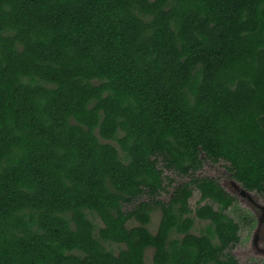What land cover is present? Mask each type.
I'll return each instance as SVG.
<instances>
[{
  "label": "trees",
  "instance_id": "trees-1",
  "mask_svg": "<svg viewBox=\"0 0 264 264\" xmlns=\"http://www.w3.org/2000/svg\"><path fill=\"white\" fill-rule=\"evenodd\" d=\"M203 159L264 197V0H0V264H239Z\"/></svg>",
  "mask_w": 264,
  "mask_h": 264
},
{
  "label": "rangeland",
  "instance_id": "rangeland-1",
  "mask_svg": "<svg viewBox=\"0 0 264 264\" xmlns=\"http://www.w3.org/2000/svg\"><path fill=\"white\" fill-rule=\"evenodd\" d=\"M226 166L227 163L222 160L212 162L209 159H203L201 167L196 171L191 172L189 175H180L175 171L163 168L161 162H159V167H161L163 171L164 190L160 191L155 198L164 203L167 202L176 186L188 181L191 176H207L215 179L228 194L235 198L234 203L229 207L226 213L228 216L234 218L239 224L240 228L238 233L240 238L237 244L230 249V252L236 257L239 264H264V197L255 191H250L244 188L231 176ZM199 196V191L194 188L188 199V204L191 209L207 202L202 201L199 203ZM148 198L147 195H142L137 201L147 200ZM133 205L134 204H125L123 209H130ZM160 216V208L156 207L151 212V220L148 224V228L153 233L157 229ZM190 216L194 221L191 231L195 234H200L208 221L198 219L194 213ZM89 217L97 227L101 225L98 217L92 214H90ZM133 224H135L133 221L128 223L129 226ZM106 246L112 248L116 253L123 245L109 243ZM152 253V248L146 249V264H152Z\"/></svg>",
  "mask_w": 264,
  "mask_h": 264
}]
</instances>
